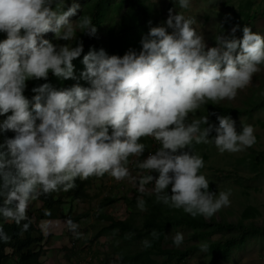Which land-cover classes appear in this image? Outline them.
Wrapping results in <instances>:
<instances>
[{"label":"clouds","instance_id":"1","mask_svg":"<svg viewBox=\"0 0 264 264\" xmlns=\"http://www.w3.org/2000/svg\"><path fill=\"white\" fill-rule=\"evenodd\" d=\"M177 2L189 9L192 0ZM64 4L65 0H0V33L6 34L0 41V116L11 113L0 123V133H15L0 144V218L27 231L29 204L40 195L69 191L77 178H130L129 158L142 156L146 145L141 138L149 136L160 147L137 160V167L149 173L139 179L141 192L154 184L157 202L193 218H211L229 206L231 191L210 192L201 174L203 158L183 150L195 142L214 143L221 153L241 152L256 143L255 129L246 125L238 133L235 121L218 116L215 136L209 139L213 126L208 117L189 122V114L208 101L234 99L250 84L264 65V36L245 26L242 39H237L238 28L233 27L230 37L218 36L217 46L206 50L195 18L170 13L163 25L150 28L138 53L129 50L120 57L89 50L80 78L90 87L76 84L55 90L45 83L32 89L36 95L30 101L24 95L27 81L47 80L50 72L76 79L72 62L83 52L82 43L56 46L42 39L43 34L51 31L68 42L77 31L96 34L89 15L70 22L80 8L75 0L66 11ZM137 207L146 210L145 201L138 200ZM22 221L28 222L21 225ZM65 224L80 238L77 223L68 219ZM42 227L47 230L48 223ZM151 236L158 239L155 231ZM10 239L0 224V241ZM183 240L177 232L174 246ZM141 243L152 246L148 239ZM200 250L206 252L207 243Z\"/></svg>","mask_w":264,"mask_h":264},{"label":"rangeland","instance_id":"2","mask_svg":"<svg viewBox=\"0 0 264 264\" xmlns=\"http://www.w3.org/2000/svg\"><path fill=\"white\" fill-rule=\"evenodd\" d=\"M132 0H106V9L101 27L97 33L102 41L107 39L109 29L117 31L123 17H131L137 21V32L145 38L150 28L163 25L169 14L183 12L187 17L195 18L197 31L204 38L207 48L216 47L218 36H231V29L237 27L235 33L237 39H242V29L248 26L254 33L264 36V0H192L189 9H181L177 0H138L143 8L131 3ZM95 0H75L80 8L76 16L70 18V22L76 23L86 13L89 3ZM73 0H65L64 9L71 6ZM55 7V6H53ZM169 32L171 30L169 29ZM23 34V30H21ZM84 32L77 31L71 41L60 40L54 32L43 34L46 39L56 46L71 44L75 47L81 40ZM6 36V34H5ZM76 84L83 87V79L80 73ZM212 102V101H208ZM207 104V103H206ZM206 104L194 114H189V122L192 119L206 114ZM216 105L239 109L236 116L230 117L235 121L236 130L239 133L243 126L252 125L255 129L256 143L244 151L221 153L214 143L203 144L193 154L203 158L204 174L209 181V191L219 193L231 191L230 205L223 207L214 214L218 222L226 223H254L264 225V65L255 73L248 86L238 90L234 99L222 100ZM151 141L149 148L141 157L129 158L130 178L117 181L107 174L101 181L95 182L89 190L92 197L90 201L74 202L64 208L63 217L56 221H41L37 225L44 233L46 239L42 262L44 264H123L120 256L135 255L143 249L140 241L125 243L118 236L105 234L107 222L100 219L99 215H108L114 219L124 221L131 216L126 202L122 199L140 200L141 194L155 197L154 184L145 185L144 191L139 190V179L149 174L147 170L137 167V160H144L159 147V141L148 137ZM256 166V168H254ZM153 174V173H151ZM119 199L115 204L101 210L100 204L106 198ZM72 212H70V210ZM27 215L33 219L34 212L38 209L35 205L28 208ZM71 213L72 220L79 225L80 238H75L67 229L65 217ZM137 218V226L142 224L136 210L133 212ZM48 223L47 230L42 224ZM177 232L184 236L183 243L176 247L173 237ZM230 234H217L210 240H218L229 237ZM163 248L180 249L185 251L191 247L201 245L200 239L191 230L177 229L167 230L164 233ZM209 241V240H207ZM152 264H208L204 252L195 254L183 260H168L166 257H152ZM221 264H264V235L258 238H250L246 244L231 252L230 258Z\"/></svg>","mask_w":264,"mask_h":264},{"label":"trees","instance_id":"3","mask_svg":"<svg viewBox=\"0 0 264 264\" xmlns=\"http://www.w3.org/2000/svg\"><path fill=\"white\" fill-rule=\"evenodd\" d=\"M131 3L143 8L142 3L138 0H132ZM106 9V0H95L94 3H89L84 15L92 17L93 25L97 31L95 36H88L83 34L81 40L78 43L83 44V52L80 57L75 59L72 63L74 65V75L77 76L83 72L84 65L82 64L83 56L86 55L89 50L99 51L103 49L108 56L117 55L122 57L129 50H135L137 53L141 50V40L143 35L137 32L139 24L131 17H123L119 23L117 31L109 29L107 32V39L102 41L98 38L97 33L103 23L104 11ZM6 39L4 33H0V41ZM76 79H62L49 73L47 80H29L27 81V87L24 92L26 98L30 101L36 95L32 91L33 88L39 87L45 83L49 84L52 89L62 90L68 89L76 85ZM83 87H90V83L83 79ZM207 115L209 116V124L213 126V131L210 133L209 139L214 138V128L218 127V116L233 117L238 115L239 109L233 107H225L223 105H216L214 102L206 104ZM0 116V123L6 119L7 115ZM203 127V126H202ZM204 127H208L205 125ZM15 133L11 131L0 133V144H4L6 139L14 138ZM142 143L149 148L151 141L148 137L141 138ZM204 143L196 144L193 142L189 148H185L183 151L194 153L199 150ZM179 154V152L177 153ZM256 168V166L254 167ZM204 167L201 169L203 171ZM154 177H158V173L152 172ZM107 174L102 177L91 176L87 179L77 178L75 181L76 186L69 190H58L49 194H42L38 199L33 200L29 204V208L37 205L38 209L34 212L33 219L29 218L30 226L27 231H22L21 226L16 225L13 222L5 221L0 218V224L3 225L4 232L7 233L11 239L8 242L0 241V264H44L42 257L44 254L45 235L41 229H39L37 223L41 221H56L63 217V210L69 207L71 203L90 201L91 196L89 190L92 185L101 181ZM2 183V181H0ZM169 195H171V185L167 189ZM142 199L145 201L146 210H140L137 207V200L122 199L126 202L131 216L124 221H120L110 217L108 215H99L100 219L107 222L106 228L103 230L105 234H112L118 236L125 243H133L135 241L142 242L144 239L151 241L152 246L145 248L135 255H123L120 256V260L123 264H152L154 261L152 257H166L168 260H183L196 252H202L200 245L191 247L185 251L180 249H167L163 248L164 233L167 230L188 229L194 232L200 239L201 244L207 243L208 250L204 252L205 257L208 259V264H221L226 262L234 249L243 247L246 241L250 238H258L264 235V225L258 226L254 223H226L218 222L214 215L211 218H205L203 216H192L183 212L182 209H173L160 202H157L156 196L151 197L149 195L141 194ZM119 199L107 197L101 204V210L112 204H115ZM3 204V199L0 198V206ZM29 210V209H28ZM70 210V208H69ZM136 213L139 219L142 221L140 226H137V218L133 213ZM72 212V210H70ZM65 217V219H72L71 213ZM28 221H22L27 223ZM155 231L158 234V239H154L151 233ZM230 234L229 237H222L218 240H210L217 234ZM209 240V241H207Z\"/></svg>","mask_w":264,"mask_h":264}]
</instances>
